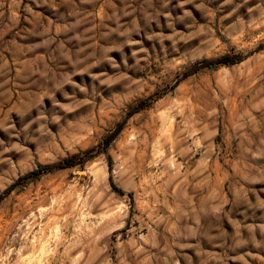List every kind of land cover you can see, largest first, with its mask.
<instances>
[{
    "label": "rangeland",
    "instance_id": "374dc122",
    "mask_svg": "<svg viewBox=\"0 0 264 264\" xmlns=\"http://www.w3.org/2000/svg\"><path fill=\"white\" fill-rule=\"evenodd\" d=\"M0 264H264V0H0Z\"/></svg>",
    "mask_w": 264,
    "mask_h": 264
}]
</instances>
